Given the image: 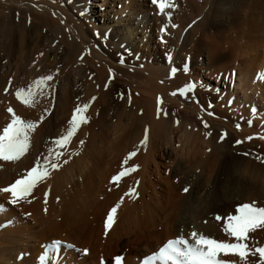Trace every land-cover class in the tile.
Masks as SVG:
<instances>
[{"label": "bare ground", "instance_id": "1", "mask_svg": "<svg viewBox=\"0 0 264 264\" xmlns=\"http://www.w3.org/2000/svg\"><path fill=\"white\" fill-rule=\"evenodd\" d=\"M169 2L173 6L163 13L152 0H5L0 7L1 89L9 88L19 70L30 75L33 62H82L76 69L84 73L60 80L61 102L54 109L49 97L32 108L5 98V110L19 104L24 116L35 121L50 109L33 133L38 142L65 130L75 103L97 97L88 112L90 123L68 148L80 155L39 185L31 203L13 206L10 196L0 192V264H39L45 246L57 239L63 242L61 251L48 264H101L102 259L108 264L110 258L114 264L116 254L125 257L124 264H141L144 255L181 229L186 237L194 226L225 240L223 221H216V215L233 214L240 203L264 206V163L255 159L264 156V0ZM63 20L71 23L69 34L60 25ZM97 30L109 37L106 42L95 36ZM65 50L70 55H63ZM171 66L179 69L174 78ZM193 81L196 87L186 97L170 95ZM158 96L166 117L162 112L157 118ZM5 116L9 119L7 112ZM146 127L147 149L141 147L129 162L139 165L138 171L113 185L111 177L137 148ZM245 152L249 155L242 156ZM14 163L0 162V173ZM129 187H136L139 197H124L117 223L105 236L106 212ZM252 241L264 246V231L251 234L250 245ZM68 244L75 247L69 250Z\"/></svg>", "mask_w": 264, "mask_h": 264}, {"label": "snow or ice", "instance_id": "2", "mask_svg": "<svg viewBox=\"0 0 264 264\" xmlns=\"http://www.w3.org/2000/svg\"><path fill=\"white\" fill-rule=\"evenodd\" d=\"M68 4H72L73 0H67ZM152 3L156 5L161 13L167 8L173 5L169 0H152ZM79 15L83 17L85 12L81 10ZM175 26V25H174ZM163 30V29H162ZM95 36L100 38L103 36L105 42L108 40L107 35H103L96 31ZM121 47H126L121 45ZM130 51V50H129ZM43 55V53H41ZM83 59V56L80 57ZM140 59L139 56L136 57ZM169 64L172 63V56L167 57ZM121 64H124V58L121 56ZM147 62V61H146ZM143 68V64L140 65ZM178 68L175 66L170 67V78H174L178 72ZM59 69L54 73L41 74L37 78L33 79L26 87H19L15 91V99L25 107H35L39 104L41 99H44L52 95L54 90V81L56 75H58ZM183 71L188 73L190 71L187 64L184 66ZM112 72V69H109ZM11 83V82H9ZM163 83V81H160ZM99 87V85L97 86ZM108 85H105L107 89ZM196 87V83L189 82L176 91L171 92L170 95L187 96ZM7 91V89H5ZM124 93H121L123 99ZM129 103H131L132 93L130 90L127 92ZM79 99V97H78ZM97 97H91L88 102L75 103L73 109L70 112V117L66 120L65 130L56 138L51 139V146L48 147L46 154L37 155L34 158L33 163L26 167L25 170L19 173L15 179L10 182L6 187L0 188V192L8 194L10 200L8 203L11 205H19L22 202L31 203L35 198V191L38 186L47 181L56 170L61 169L64 165L69 163V160L80 155L78 151L69 152L68 148L73 143L74 138L82 130V126L88 125L91 121V117L88 115L89 109L92 103ZM162 97H157V118L160 117L163 112L164 116L168 115L167 112L160 106L162 105ZM231 104L232 101H229ZM253 115H255L257 109L253 107L251 109ZM6 112L9 115V119L6 124L0 129V162H17L29 152L32 144V134L37 130L40 122H43L46 115H51L50 109L45 108L44 114L39 117V121L25 119L21 115L17 114L15 109L9 105L6 108ZM211 115V113H209ZM99 115V113H97ZM180 121L177 119L175 124L178 126ZM251 123V121H249ZM204 128L207 129L209 125L205 122ZM190 127V126H189ZM239 127V125H237ZM211 135L210 132L207 133ZM227 133L220 136V140L224 139ZM264 139V137H261ZM249 140L252 137H248ZM149 141V129L146 127L143 132V138L139 141V145L136 149L129 151L122 160L121 170L111 177V183L119 186L123 177L129 176L132 173H136L139 169V165H129V162L137 156L139 149L142 147L147 149ZM237 144L242 141H236ZM79 145L81 148L85 146V140L80 139ZM179 147V145H177ZM209 151H211L209 149ZM242 156H248L249 153H241ZM255 159L264 163V156H257ZM3 165H0L2 167ZM139 184V181L136 182ZM183 191L187 193L188 187H184ZM49 191L43 193V199L45 203V212L47 211ZM124 197L138 198L139 193L136 187H129L127 191L120 197L119 202L111 206L106 212V218L103 221L104 235L107 236L109 230L117 223L118 210L121 208V204ZM58 200V198H57ZM30 215V214H28ZM215 220L223 221L222 229L223 233L228 239L220 240L213 238L210 235L199 233L193 226L189 236L181 234L175 238L168 239L158 250L152 252L150 255H144L141 264H264V246L257 245L255 241L249 243L251 234H255L257 230L264 231V206H257L255 201L250 203H240L234 210L233 214H227L226 216L216 215ZM206 223V222H205ZM63 242L60 240H53L51 243L45 246L44 252L39 257V264H48L49 257L52 256L55 260L57 254L60 253ZM67 249L71 250L75 246L72 244L66 245ZM87 253V249L82 250ZM252 258H257L253 261ZM125 257L119 254L114 256V264H124ZM101 264H104L103 259ZM108 264H113L112 258L109 259Z\"/></svg>", "mask_w": 264, "mask_h": 264}, {"label": "rangeland", "instance_id": "3", "mask_svg": "<svg viewBox=\"0 0 264 264\" xmlns=\"http://www.w3.org/2000/svg\"><path fill=\"white\" fill-rule=\"evenodd\" d=\"M5 0H0V7L1 6H3L5 3ZM60 8H62V7H64V6H62V5H58ZM67 7H68V4H67ZM65 8V7H64ZM60 20V19H59ZM29 23V22H28ZM58 23H59V21H58ZM31 24V23H30ZM60 25L62 26V27H64L65 29H66V33H68L69 34V29L71 28V23H68V22H66V20H63V21H60ZM28 26V25H27ZM43 31H44V29H42ZM68 38L67 39H69V41L71 40H73L74 41V39L72 38V36L71 35H69V36H67ZM64 52H67V53H69L68 51H62V53H63V55H65V54H67V53H64ZM60 53V52H59ZM69 55H70V53H69ZM65 56H67V55H65ZM74 62V61H73ZM73 62H69V63H67L66 61L65 62H59V63H57V64H55V65H51V64H49V63H45L46 64V66H44L45 64L43 63V64H41V63H39V64H37V65H34L35 63L33 62V63H31V67H32V64H33V66H34V68L32 69V70H34L30 75H29V73L28 74H26V75H23L22 73H19V72H21V70H19L18 71V73H17V75H15L13 78H11V79H9V81L11 80V83H9V88L7 89L8 91H6L5 92V90H3V89H1V87H0V97H1V94L3 95L2 96V101H1V99H0V104H1V102L3 103V104H5V105H0V121H1V124H2V128H3V125H5V123H6V121L8 120L7 119V115L5 116V113H6V110H5V108H4V106H6V104L7 103H5L7 100L10 102V99H11V101L15 98V91H16V87H20V86H23V87H25L28 83H30L31 82V80H33V79H35V78H37L38 76H39V74L41 75V74H46V73H49V72H51V73H56L57 72V68L59 69V71H58V75H56V79H55V81H54V90H53V92H52V95L51 96H48L49 97V99L52 101V105H53V109L57 106L56 105V102L58 101V102H61L60 100V98H61V92L59 91V86H58V84L60 85V80L62 81V79H64V78H67V76L68 77H73L75 74V72H80V73H82L83 71H80V69H76V67L77 66H79V67H77V68H80V66H81V63L82 62H80V61H78L79 63H80V65H77L78 63H76V62H74V64H73ZM65 63H67L66 64V67H64L65 65ZM76 63V64H75ZM68 65V66H67ZM74 65V66H73ZM41 66V67H40ZM50 66H52V67H50ZM56 66V67H55ZM58 66V67H57ZM49 67V68H48ZM74 69H73V68ZM45 68V69H44ZM53 69V72L51 71ZM77 71H76V70ZM38 72H37V71ZM47 70V71H46ZM63 70V71H62ZM35 72V73H34ZM64 72V73H63ZM39 73V74H38ZM62 73H63V75H62ZM68 73V74H67ZM84 73V72H83ZM19 74H20V76H19ZM34 74V75H33ZM27 75H28V80L29 81H27V79H26V77H27ZM31 75L33 76V77H31ZM83 74H80V76H82ZM96 75V74H95ZM83 76H85V75H83ZM21 78L22 80H24L23 81V83H22V85H21V82H22V80L20 79H16V78ZM23 77H24V79H23ZM29 77H31L30 79H29ZM93 77H94V75H93ZM85 78V77H84ZM95 78H96V76H95ZM25 79H26V81H25ZM86 79H88V81H91V75L90 76H86ZM13 80H16V81H14L13 82ZM17 80H19V81H17ZM15 83V84H14ZM56 83H57V85H56ZM19 85V86H18ZM16 86V87H15ZM10 89H12V91L10 90ZM9 90H10V92H9ZM3 91H4V94H3ZM12 92V93H11ZM75 92V91H74ZM11 93V94H10ZM5 95V96H4ZM58 95V96H57ZM10 97V98H9ZM47 97V98H48ZM52 97H54V98H52ZM58 97V98H57ZM5 98L7 99V100H5ZM54 101H53V100ZM15 101L14 102H16L17 100L16 99H14ZM4 101V102H3ZM18 103V102H17ZM13 104V103H12ZM12 104H11V106H12ZM16 104H14V106H12L14 109H15V111L17 112V114H19V115H21L22 116V114H23V117L25 118V119H27L25 116H24V113L23 112H21L22 110L20 109V107H19V104H17V106H15ZM54 105H55V107H54ZM3 107V108H2ZM3 109L5 110V111H3ZM19 112V113H18ZM21 113V114H20ZM6 121H5V120ZM5 121V122H4ZM40 125V127H41V125L42 124H39ZM39 127V126H38ZM57 129H59V126H58V124H57ZM0 129H1V125H0ZM58 131V130H57ZM60 129H59V131H58V134L56 135V137H58V135H60ZM36 134H33L32 135V137L33 136H35ZM42 136V135H41ZM36 137V136H35ZM35 137H33V138H35ZM40 136H38V140L41 138H39ZM45 138L43 139V136H42V138H41V140H39V142L36 140V138H35V140H36V142H34L35 144H33L34 146H32L31 145V147H30V150H29V152L27 153V155H25V157H22L21 158V160H22V163H21V161H17L19 164L17 165V162H16V164L15 165H17V166H13L12 167V165L13 164H11V166H10V168L9 169H7L6 170V172H4V174L3 173H0V188H3V187H6L10 182H12L14 179H15V177L19 174V173H21V172H23L24 170H25V168L26 167H28V166H30L32 163H33V161H34V158L37 156V155H43V154H46V150L45 149H48V147L50 146H48L47 144L48 143H50V141H51V139H48L47 138V136H44ZM55 137V138H56ZM46 138H47V140H46ZM52 139H54V138H52ZM34 140V141H35ZM45 140H46V142H47V144H46V142H45ZM32 141H33V139H32ZM41 141H42V144H40L41 143ZM43 141H44V144H43ZM33 143V142H32ZM37 143L39 144V145H42V146H40L39 147V145H37ZM47 147H46V146ZM37 146H38V148H41V150L39 149V152L37 151L38 150V148H37ZM43 146L44 147H46V148H44V150H42L43 149ZM33 147V148H32ZM34 147H36V149L34 148ZM32 148V149H31ZM37 151V154H35V150ZM34 152V153H33ZM43 152V153H42ZM45 152V153H44ZM33 153V154H32ZM29 158V159H28ZM26 159H28V160H26ZM26 160V161H25ZM5 179V180H4ZM3 180V181H2ZM5 201V200H4Z\"/></svg>", "mask_w": 264, "mask_h": 264}]
</instances>
